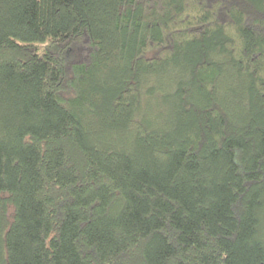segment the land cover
Masks as SVG:
<instances>
[{
    "label": "trees",
    "instance_id": "obj_1",
    "mask_svg": "<svg viewBox=\"0 0 264 264\" xmlns=\"http://www.w3.org/2000/svg\"><path fill=\"white\" fill-rule=\"evenodd\" d=\"M0 264H264V0H0Z\"/></svg>",
    "mask_w": 264,
    "mask_h": 264
},
{
    "label": "rangeland",
    "instance_id": "obj_2",
    "mask_svg": "<svg viewBox=\"0 0 264 264\" xmlns=\"http://www.w3.org/2000/svg\"><path fill=\"white\" fill-rule=\"evenodd\" d=\"M76 43L81 45V46H83V50H81V57L86 56V53H87L86 50H85L86 49V45L84 43H82V42H79V41H77ZM225 78H226V74L221 77V80L223 81ZM161 82L162 81H160L158 79V83H161ZM142 93H143V99H144V100L142 99V101H145V96H146L145 89H143ZM161 99H162V93L161 94H153L150 97V99H149V106L152 108V107H156V106L161 105Z\"/></svg>",
    "mask_w": 264,
    "mask_h": 264
}]
</instances>
